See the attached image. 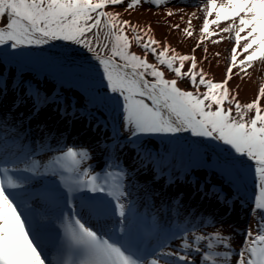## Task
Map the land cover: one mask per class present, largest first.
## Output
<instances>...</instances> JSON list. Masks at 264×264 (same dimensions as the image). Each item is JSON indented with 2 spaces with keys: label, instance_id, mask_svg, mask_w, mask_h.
<instances>
[{
  "label": "snow or ice",
  "instance_id": "6c2138e0",
  "mask_svg": "<svg viewBox=\"0 0 264 264\" xmlns=\"http://www.w3.org/2000/svg\"><path fill=\"white\" fill-rule=\"evenodd\" d=\"M174 2L0 0V62L21 73L28 68L71 79L86 92L95 86V101L118 113L111 139L103 143L108 159L100 172L91 166L92 151L76 145L65 144L41 162L18 138L23 118L11 123L17 135L4 134L8 116L29 104L32 116L51 105L62 115L67 110L59 109L58 96L21 75L11 89V109L0 114V264H264V78L250 102L229 87L234 77H249V69L264 71V0H200L192 12L169 7ZM144 4L163 10L165 18L179 17L165 26L180 33V42L194 41L189 54L158 40L151 24L124 18ZM225 40L231 47L216 81L202 65L209 60L208 43ZM214 56L218 63L221 53ZM8 91L0 81V103ZM182 134L207 142L217 170L256 221L238 249L220 229L203 231L214 218L201 226L191 218L173 225L141 211L148 205L140 196L151 198V189L133 198L141 169H150L153 179L167 170L169 186L175 182L174 157L152 156L146 141L160 137L175 144ZM48 147L41 143L38 150ZM125 150L131 166L121 160ZM199 192L226 201L223 189ZM171 203L179 212L182 198Z\"/></svg>",
  "mask_w": 264,
  "mask_h": 264
},
{
  "label": "bare ground",
  "instance_id": "6f19581e",
  "mask_svg": "<svg viewBox=\"0 0 264 264\" xmlns=\"http://www.w3.org/2000/svg\"><path fill=\"white\" fill-rule=\"evenodd\" d=\"M199 3L200 0H175L169 7L180 8L187 6L185 7V11L192 12L196 11V5ZM151 8V5L144 4L136 9L131 16L125 15L124 18H130L133 23L142 25L151 24L155 37L158 40L162 42L167 40L168 43L177 48L181 53L189 54L194 41L191 38H187L183 39V42H180V33L174 32L165 26L166 20L168 23H179V17L165 18L163 10L157 11L153 9L150 11L149 9ZM116 10L120 11L122 9L120 6H117ZM153 11H157V14L154 15ZM198 23V21L193 20L194 26L198 25ZM207 46L209 48V60L202 66L214 80L219 81L222 79L225 69L224 57L231 44L225 40L217 45L208 43ZM132 50L138 51L135 47ZM217 51L221 53L218 63L217 58L214 56V53ZM196 55L199 59L203 53L198 49ZM249 72V77H245L244 79L234 77L229 82L230 88L233 90L238 89L241 102H250L254 98L259 83L264 78V71H260L259 66L249 69ZM0 74H2L0 75V81L6 83L9 88L8 95L4 98L3 103H0V114L8 112L11 109L14 99L11 89L15 87L21 75L28 84L38 85L49 96H58L59 109L67 110V114L62 115L61 111L57 110V105H51L41 109L38 115L32 116L30 115L32 111L31 105H21L19 109L8 116L9 126L4 130L5 135H8L9 138L17 135L11 131V123L13 119L18 122L23 118V130L25 126L28 127L27 130L25 129L24 139L27 142L29 140V143H33L30 147L33 149L36 158L41 162H47L50 156L59 154V151L63 149L65 144L69 146L76 145L78 147L89 148L92 151L94 157L91 161V164L94 165L92 168L97 172L101 171L99 166L103 165L108 159L104 153L103 143L111 139V133L118 118V113L114 110V107L101 106L95 101L94 96L97 92L95 86H90L89 91L86 92L79 83L71 79L61 80L53 75L28 68L21 73L20 69L11 63L0 62ZM181 86L183 87L184 85L181 84ZM96 104L101 109L96 108ZM97 116L102 117V119L107 116L109 122L107 127L110 131H107V128L100 120L97 121ZM70 122L74 124L71 125ZM17 126L19 127L18 123ZM19 135L20 142L25 143L22 142V138ZM167 139L169 138L153 137L149 141H146L145 147L152 156L165 157L171 154V157H174V161L176 162L172 172L176 174L175 182L169 186V174L167 170L163 177L157 179H153L150 169L139 170L135 180L132 182L134 187L130 191L142 194L145 189H151L152 192L151 198L144 197L143 195L140 196V198H146L148 205L147 208H141V211H147L150 214L170 219L173 225L187 224L191 218L192 225L201 226V220L214 218V226L204 227L203 231L212 232L214 229H220L224 235L231 237L233 247L238 249L243 239L244 230L249 225L254 226L256 223L249 214L248 208L243 207L241 199L234 197L236 195L232 193L231 189L229 195L224 193L226 197V201L224 202L216 198H206L199 192V188L201 187L211 191L215 187L210 186L211 183L217 184L218 180L214 177L216 173L209 172L211 170L204 166L201 168L200 164L195 162L197 161L195 157L202 158L205 151L213 153V155L215 153L206 146L207 142L198 141L188 134H182L177 139L183 140L182 142L187 140L196 150L181 144V142L175 144L163 142ZM41 143L47 144L49 147L44 151H39L38 148ZM155 147H159L160 150ZM188 154H190L189 156H191L192 161L191 159H184ZM121 160H127L129 166H131V156L128 150H125L121 154ZM186 168L192 177L188 178L185 175L183 171ZM203 180H208V183L203 182ZM223 190L228 191L229 189L225 186ZM80 195L84 194L81 193ZM175 196L182 198L179 212H177L176 206L171 203L172 198ZM77 203L79 204L80 202L77 201ZM160 212L165 216L159 215ZM177 216L178 219L175 218ZM220 216L223 217L221 218ZM193 219H197V222ZM92 222L96 223L97 221L93 220ZM192 225H189V227Z\"/></svg>",
  "mask_w": 264,
  "mask_h": 264
},
{
  "label": "water",
  "instance_id": "95a60500",
  "mask_svg": "<svg viewBox=\"0 0 264 264\" xmlns=\"http://www.w3.org/2000/svg\"><path fill=\"white\" fill-rule=\"evenodd\" d=\"M97 106H98V104H96V108H97ZM99 114V113H98ZM100 115V114H99ZM96 119H97V121H101V123L102 124H104L105 125V127L108 129V125H109V122H108V118H107V116L104 118V119H102V117H100V116H97L96 117ZM105 120V121H104ZM107 120V121H106ZM150 146V145H149ZM156 149L158 148V150H160V148L159 147H155ZM170 153H174V152H170ZM173 155V154H172ZM190 154H188L184 159H186V160H188V159H191L190 157L191 156H189ZM174 156V155H173ZM196 159H197V161H195L197 164H200V166H201V168H202V166H204L205 168H207V169H210L211 171H209V172H211V173H216L215 174V176L214 177H216L217 178V180H218V183L217 184H212L211 183V185L210 186H212V187H214V188H216V189H224V187L226 186L229 190L228 191H225V190H223L224 191V193H226L227 195H229V192H230V189H231V191H232V193H234L236 196H234L235 198H239V199H241L240 201L242 202V204L244 205L243 207H247V205L244 203V198H242L241 196H238L237 194H236V189L232 186V185H230L229 183H228V181H227V179L217 170V168H216V161H215V159H214V161H212L213 163H208V161H207V159H203V158H199V157H196ZM191 161H192V159H191ZM176 161H174V163H175ZM183 172H185V175L189 178V177H192V175L190 174V172L187 170V168L183 171ZM203 182H205V183H208V180H203ZM246 198V197H245Z\"/></svg>",
  "mask_w": 264,
  "mask_h": 264
},
{
  "label": "rangeland",
  "instance_id": "374dc122",
  "mask_svg": "<svg viewBox=\"0 0 264 264\" xmlns=\"http://www.w3.org/2000/svg\"><path fill=\"white\" fill-rule=\"evenodd\" d=\"M97 108H100L101 109V107L100 106H97ZM70 124L71 125H73L74 123H71L70 122ZM183 141V140H182ZM182 141H180V139L178 140V142L180 143L181 142V144H184L185 146H189L190 148H192V149H194V150H196L191 144H189V142L187 141V140H185V142H182ZM205 154L203 155V159H207V161H208V163H213L212 161H214V159H213V157L215 156V155H213V153H209L208 151L206 152H204ZM216 157V156H215ZM196 158V157H195ZM215 161H216V158H215ZM91 166L92 167H94V165L93 164H91ZM200 217V216H199ZM256 222V221H255Z\"/></svg>",
  "mask_w": 264,
  "mask_h": 264
}]
</instances>
